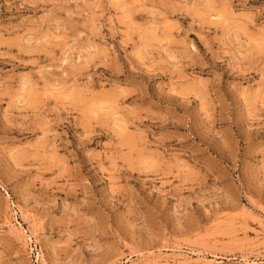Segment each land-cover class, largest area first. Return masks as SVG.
<instances>
[{
    "label": "rangeland",
    "instance_id": "obj_1",
    "mask_svg": "<svg viewBox=\"0 0 264 264\" xmlns=\"http://www.w3.org/2000/svg\"><path fill=\"white\" fill-rule=\"evenodd\" d=\"M0 264H264V0H0Z\"/></svg>",
    "mask_w": 264,
    "mask_h": 264
},
{
    "label": "bare ground",
    "instance_id": "obj_2",
    "mask_svg": "<svg viewBox=\"0 0 264 264\" xmlns=\"http://www.w3.org/2000/svg\"><path fill=\"white\" fill-rule=\"evenodd\" d=\"M23 230V229H22Z\"/></svg>",
    "mask_w": 264,
    "mask_h": 264
}]
</instances>
